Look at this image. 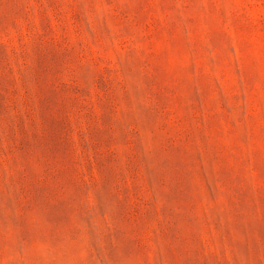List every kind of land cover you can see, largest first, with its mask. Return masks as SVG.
<instances>
[{
  "label": "rangeland",
  "instance_id": "rangeland-1",
  "mask_svg": "<svg viewBox=\"0 0 264 264\" xmlns=\"http://www.w3.org/2000/svg\"><path fill=\"white\" fill-rule=\"evenodd\" d=\"M0 264H264V0H0Z\"/></svg>",
  "mask_w": 264,
  "mask_h": 264
}]
</instances>
